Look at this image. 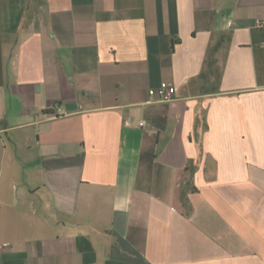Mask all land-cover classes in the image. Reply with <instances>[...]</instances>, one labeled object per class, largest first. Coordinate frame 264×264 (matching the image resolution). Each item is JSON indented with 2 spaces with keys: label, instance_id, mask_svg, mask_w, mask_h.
Returning <instances> with one entry per match:
<instances>
[{
  "label": "crops",
  "instance_id": "crops-1",
  "mask_svg": "<svg viewBox=\"0 0 264 264\" xmlns=\"http://www.w3.org/2000/svg\"><path fill=\"white\" fill-rule=\"evenodd\" d=\"M0 246L264 264V0H0Z\"/></svg>",
  "mask_w": 264,
  "mask_h": 264
},
{
  "label": "built area",
  "instance_id": "built-area-1",
  "mask_svg": "<svg viewBox=\"0 0 264 264\" xmlns=\"http://www.w3.org/2000/svg\"><path fill=\"white\" fill-rule=\"evenodd\" d=\"M151 97L160 102H172L176 96V86L170 82H163L158 88L150 90ZM142 127L146 125L145 122L140 123ZM2 247L0 246V251Z\"/></svg>",
  "mask_w": 264,
  "mask_h": 264
}]
</instances>
